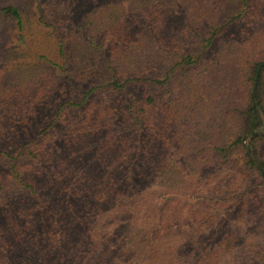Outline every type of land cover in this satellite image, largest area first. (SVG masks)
<instances>
[{
    "label": "trees",
    "instance_id": "16d2710c",
    "mask_svg": "<svg viewBox=\"0 0 264 264\" xmlns=\"http://www.w3.org/2000/svg\"><path fill=\"white\" fill-rule=\"evenodd\" d=\"M25 1L0 0V111H10L13 105L19 110L26 94L24 83L32 80L31 84L40 85L35 100L53 113L43 117L47 124L41 133L26 132V138L33 136L27 144H0V156L11 159L6 178L0 171V206L6 209L0 217V264H264V188L263 193H257L254 185L244 188L248 179L264 186V63L252 65L249 103L239 110V125L232 135L217 130L211 143L197 145L191 137L201 132L193 127L181 132L172 118L156 124L147 111L156 103L148 94L151 87L171 94L170 80L190 78L192 71L210 62L218 42L236 45L241 40L228 31L244 13L225 17L215 29L210 19L218 15L214 0H103L108 2L104 23L111 27L98 35L104 36V45L95 42L92 34L83 42L101 51L98 57L95 52L89 55L101 61L90 77L93 83L99 80V88L83 94L72 74L80 63L78 53L67 49L58 36L61 26L56 21L64 15L61 9L73 15L77 0H28L35 7L37 24L27 13ZM239 1L245 10L249 7L248 0ZM29 25H40L46 39L59 45L57 60L46 56L45 43L35 39ZM201 27H207L204 35ZM109 40L120 46L108 49ZM133 44L134 55L123 53L122 58L118 50ZM126 57H134L131 66L124 63ZM38 72L66 74L69 91L83 95L76 107L87 105L94 90L124 94L131 101L124 113L133 116L136 133L110 130L109 144L93 146L95 160L72 159L75 154L70 148V169H82L74 178L65 177L70 179L66 182L45 166L40 153L50 152L37 149L33 157L28 153L37 164L36 176L41 177L40 183L36 178L29 181L15 161L39 136H50L64 108L54 110L58 104L54 83L38 80ZM93 75L98 79H92ZM10 82L15 84L10 86ZM140 93L147 94L143 108L137 105ZM26 104L29 110L36 107L34 102ZM117 111L108 114L107 129L120 120ZM9 121L12 125L6 132L16 129ZM7 135L0 134L6 139ZM21 136L18 131L9 140ZM234 154L245 163L234 168L241 179L228 185L231 196L224 199V187L217 179L221 169H231ZM63 170L65 175L72 172L66 166ZM222 176L225 179L226 173ZM11 179L26 192L24 210H7L13 200L6 196ZM259 212L260 216L253 217ZM248 225H256L253 232L259 239L246 238Z\"/></svg>",
    "mask_w": 264,
    "mask_h": 264
},
{
    "label": "rangeland",
    "instance_id": "374dc122",
    "mask_svg": "<svg viewBox=\"0 0 264 264\" xmlns=\"http://www.w3.org/2000/svg\"><path fill=\"white\" fill-rule=\"evenodd\" d=\"M248 1L249 7L245 10V6L239 0H214L213 7L218 15L212 16L210 19H214L212 26L215 29L221 27L220 23L225 17H237L241 13H244L241 19L235 22L238 25L232 31H228V33L233 32L241 40L236 45L228 44L223 40L218 42L214 47V53L209 55L210 62L192 71L190 78L186 79L181 77L170 80L169 87L171 94H168L167 90H159L151 87L148 94L156 98V103L154 106L148 107L147 111H151L153 118L156 119V124H160L165 119L170 121L172 118L174 121L173 125L181 132L193 127L196 131L202 133L200 135L194 133V138L191 137V141L196 142L195 144L197 145L200 143L203 145L204 143L209 144L206 141L211 143L215 136L213 133L217 130H222L227 135L228 131L230 135L234 133L236 127L239 125L238 113L241 112L239 110L245 109L249 103L248 98L252 86L251 79L253 78V75H251L252 65L255 62L264 63V0ZM69 4L71 5V2ZM24 5L26 6L27 13L32 16V21L37 24V19L34 16L35 7L32 2L26 0ZM107 5L108 2L103 0H96L95 2L92 0H77L76 4L72 6L73 15L67 9L63 11L61 9L59 11L61 13L64 12L65 16L58 15L56 19L58 21L57 23L61 26L58 36L61 37V40L62 38L64 39L63 41L67 49L72 48L78 53L77 58L79 57L80 63H78L72 74L75 75L74 80L76 84L79 83L83 94L92 89L99 88V80L93 83L90 77L96 69L101 67V61H99V58L98 60H91L89 59V55L95 52L98 57L102 55L101 51L94 46L93 49L92 47L87 48V45L83 42L88 39L89 34H92L95 42L104 45L102 41V37L104 36L98 35L106 31V29L107 31L111 29L110 25L104 23L105 17L107 16L105 11ZM186 6H190V4L186 3ZM136 17H139V15ZM173 19L175 18L172 17L171 21ZM27 28H29L30 32L33 31L35 39H39L45 43L46 56L57 60V52H55V49L58 51L59 45L51 42L50 39H46V36L40 30V25H33L31 28L29 25ZM136 28L139 30V26ZM206 30L207 27H201L200 33L204 35ZM114 44H116L115 46L117 48L120 46L115 41L109 40L108 49L113 47ZM134 44L128 48L119 49L120 56L122 57L123 53L129 52H132L134 55ZM50 48L53 49L52 54L49 52ZM123 60L126 65L131 66L134 57H126ZM64 75L66 74L58 75L47 73L43 76L42 72L35 74L38 80H44L46 84L54 83L52 84L55 90L54 96L58 103L54 110H57L58 106L61 105H64V108L50 136L46 137L48 133L39 136L36 143L26 146L24 156L15 161L17 167L21 168L25 173L24 177L31 182L36 178L40 183L41 177L36 176L39 175L36 169L37 164L32 158H29L28 153L33 157L37 149H44L50 152L40 153L43 156L45 166L49 168L52 174L57 173L66 182L70 179L65 177L71 175V178H74L82 169V167H79L77 172L70 169L71 164H68L67 161L73 155L71 150L75 154L72 156V159L78 157L81 161L82 158L85 161H87V158L95 160L97 156L92 150L93 146L97 144H109L108 142L110 140L107 132L110 130H113V132H121L124 135H133L136 133V129L133 126V116L127 112L124 113L125 108L131 102L127 96L124 94L117 96L110 92L94 90L87 105L76 107L75 105L77 103L80 104L82 102L83 95L81 93L75 95L73 94V90L72 92L69 91L64 80ZM95 75L99 74L97 73ZM92 79H98V76ZM31 81H25L24 83L26 94L24 101L19 104L21 105L19 110L13 105L10 111H0V134L3 131L4 134L12 135L20 131L22 135L21 139L19 137L18 139L16 137L15 139L10 137V140L9 135H7V139L5 136H0V144L3 146L6 143L7 145L8 143L11 144L12 147H21L27 144L33 136L26 138V132L29 131L32 134L41 133L47 124H43V117L46 114L52 115L53 113V111H49L46 108L41 100L38 102L35 100L34 97L40 85L31 84ZM55 83L57 86H55ZM7 84L8 79L6 78ZM13 85L10 82V86ZM31 85L34 87H31ZM42 85H44L43 82ZM138 96L137 105L139 108H143L147 94L140 93ZM30 102H34L36 106L32 110H29L30 106L26 104ZM16 104L18 105V103ZM24 107L26 108L24 109ZM117 107H120V111L115 110ZM105 111L109 112L105 115ZM110 111H117L120 114V120L114 122L116 124L115 126L111 125L107 129L105 125ZM9 119H12L13 126L16 129L13 130L11 128L6 132L5 128H9L12 125ZM8 140L9 142H7ZM12 147V153L14 154ZM16 158L17 156H14V159ZM244 163L243 158L239 157L238 154H234V160L230 163L231 169H221L217 182H219L220 187H224L223 193L225 195L222 198L226 199L229 196L230 199L231 195H228V185L235 181V179L237 181L241 179L240 176L236 177L234 174V168H241ZM10 165L11 159L9 157L0 156V171L4 174L5 178ZM86 165L87 162L83 165V170H85ZM65 166L72 171L71 174L65 175V171L63 170ZM223 172L226 173L225 179L222 176ZM242 178V180H245L243 175ZM71 181L73 180L71 179ZM247 181L244 184L245 189L254 185L258 189L257 193H263L264 186H260L259 183H255L250 179ZM7 184H10V187L6 189V196L8 198L10 196L13 199L11 201L12 205H14L10 206L11 203H9L7 210L13 212L18 209L24 210L25 202H23L22 197L26 192H22L17 187V183H14L12 179ZM69 185H72L71 182ZM43 190L45 191V186H43ZM15 197H18L19 200H16ZM20 201H22L21 205ZM4 214H6V209L4 206H0V217H3ZM260 215L261 213L259 212L258 215L254 214L253 217ZM253 228H256V225H248L246 229V238L249 240L259 239V236L253 232ZM246 250L247 248L241 250L242 252L237 250V253L242 254ZM233 257L235 256H231L230 258Z\"/></svg>",
    "mask_w": 264,
    "mask_h": 264
}]
</instances>
